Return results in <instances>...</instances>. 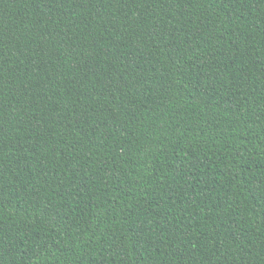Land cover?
Segmentation results:
<instances>
[{"label":"trees","instance_id":"obj_1","mask_svg":"<svg viewBox=\"0 0 264 264\" xmlns=\"http://www.w3.org/2000/svg\"><path fill=\"white\" fill-rule=\"evenodd\" d=\"M0 264H264V0H0Z\"/></svg>","mask_w":264,"mask_h":264}]
</instances>
